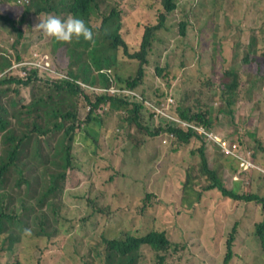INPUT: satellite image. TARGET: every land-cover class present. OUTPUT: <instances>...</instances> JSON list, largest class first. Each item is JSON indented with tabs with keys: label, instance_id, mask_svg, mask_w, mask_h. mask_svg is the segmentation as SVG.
I'll return each instance as SVG.
<instances>
[{
	"label": "trees",
	"instance_id": "obj_1",
	"mask_svg": "<svg viewBox=\"0 0 264 264\" xmlns=\"http://www.w3.org/2000/svg\"><path fill=\"white\" fill-rule=\"evenodd\" d=\"M7 1L13 2L12 8L7 14H0V18L10 25L15 51L0 44V185L14 179L20 188L25 186L22 198L26 206L18 211L16 207L8 206L15 204L14 201L6 200L4 194H0V255L14 250L23 255L29 247L35 252L41 242L46 245L60 244L61 239L57 235L60 229H52L51 212L55 209V197L62 191L68 176L80 167V158L75 153L76 135L82 130L90 134L85 126L93 121L102 126L106 123L105 116L112 112L120 114L118 126L112 128L115 141L120 140L125 130L130 128L138 131L140 139L155 136L165 138L173 132L175 137L165 144L173 142L174 146L201 140L197 150L198 159L189 161L186 166L187 175L180 199L183 207H193L201 201L203 194L215 191L220 197L233 201H255L264 211V196L250 190L253 184L250 175L256 171L255 168L245 167L244 181L236 177L233 185L224 175L226 165L231 170L242 163V152H247L251 161L258 163V152L264 150V135L260 134L259 128L253 131L246 127L247 123L255 122L254 117L242 122L244 129L237 127L236 136L225 138L231 147V143H236L234 152L224 150L219 144L213 146L216 148L213 166H210L208 157V144L212 146L211 142L194 126L186 127L181 122L216 129L221 114L233 117L238 112L242 103L239 98L245 94V102L254 110L259 124L261 101H253L258 82L252 76L253 72L264 74V62L259 61V38L255 30L243 55L246 73L243 75L235 64L228 63L222 76L220 105L195 106L181 93L177 102H170L175 95V82L183 75L181 70L172 78L170 72L156 67L158 76L168 83V86L157 84L156 99L140 87L147 81L148 71L153 67L154 48L164 41L161 32L168 28V17L178 9L179 0H149L159 5V21L154 23L147 20L143 23L141 40L136 45L130 43L123 31L124 18L131 12L120 8L117 1L109 12L102 8L107 0ZM227 2L232 3L233 0ZM193 10L179 22L181 37H187L188 28L193 25ZM47 14L82 18L93 31L95 43L73 38L68 44L50 37L51 43H47L50 51L57 52L51 55L42 52L52 71L34 64L24 67V62L34 59V52L38 51H31V46L26 44L27 35H32L28 33L27 21L34 29L33 17L42 15L46 18ZM98 20H101L99 25L96 24ZM33 31L44 38L43 32ZM261 56L264 59V51ZM124 57L139 64L136 73L127 78L119 73V63ZM3 72L4 76L1 75ZM21 86L30 87L35 92L31 102L25 103L17 97L8 100L12 93L20 95ZM180 86L181 83H178L176 88ZM162 108L168 115L159 111ZM145 115L152 120L163 118V124L152 129L144 122ZM228 119L231 121V118ZM133 132H129L131 143L140 146L143 141L138 143ZM247 135L256 140L257 147L248 145ZM108 166L111 171L114 170L112 159ZM243 186L247 188L244 191ZM89 201L94 203L92 198ZM95 208V212H110V207ZM31 219L45 223L47 230L32 226ZM255 226L264 250V220ZM26 228L31 229V235H25ZM239 230L240 223L237 222L228 234L225 263H229L235 255L234 246ZM219 239L221 237L214 235L213 242H219ZM172 245L166 230L152 229L145 233L129 231L125 236L105 237L96 245L95 260L98 264H141L144 248L151 247L156 253L155 264H167ZM24 263V260L22 263L18 261V264ZM31 264H35L33 260ZM89 264H94V261Z\"/></svg>",
	"mask_w": 264,
	"mask_h": 264
},
{
	"label": "rangeland",
	"instance_id": "obj_2",
	"mask_svg": "<svg viewBox=\"0 0 264 264\" xmlns=\"http://www.w3.org/2000/svg\"><path fill=\"white\" fill-rule=\"evenodd\" d=\"M116 1L120 8L131 12L124 18L123 31L130 43L136 45L141 40L143 23L159 21V5L149 0H107L102 4L103 10L109 12ZM12 4L2 0L0 14L9 13ZM192 9L193 25L188 28L187 37H181L179 22ZM263 16L264 0H233L232 3L227 0H179L178 9L168 17V28L161 32L164 41L154 48L153 67L148 71L147 81L140 87L156 99L157 84L168 86L167 81L158 76L156 67L170 72L172 78L181 70L183 75L175 82V95L170 102H177L181 93L191 105L219 106L224 69L230 63L235 64L243 75L246 73L243 55L254 30L259 38V61L264 62L261 56L264 51ZM38 18L44 19L42 15L33 17L34 27L39 22ZM29 23L27 21L26 27L32 35L28 34V43H23L29 44L31 51L38 50L48 55L56 53L50 51L47 44L51 43L50 37L36 35ZM100 23L98 20L96 24ZM13 42L9 23L0 18V44L15 51ZM26 65L25 61L24 67ZM138 66L136 61L121 58L119 73L127 78L136 73ZM252 78L258 82L253 101H261L259 124L254 110L245 102L246 95L242 94L238 112L233 117L221 114L215 127L228 138L236 136L237 127L244 129L242 122H248L250 117H254L255 122L247 123L246 127L253 131L259 128L260 134L264 135V74L253 72ZM178 83H181L180 88H176ZM19 89L20 95L12 93L8 100L17 97L25 103L31 102L35 92L30 87L21 86ZM105 117L106 123L102 126L94 121L85 126L90 134L82 130L76 135L75 153L80 158V167L68 176L62 191L55 197V209L51 212L52 229H60L57 234L60 244L41 242V249L38 247L33 252L29 247L23 255L16 250L6 252L0 255V264H18L22 260L24 264H31V260L35 264H89L92 260L98 264L95 260L96 245L105 237L125 236L129 231L145 233L152 229L168 231L173 242L167 264H264V250L255 226L264 220V211L259 203L233 201L210 191L203 194L195 206H182L180 199L187 175L186 166L189 161L198 159L201 140L174 146L173 142H162L160 136L140 139L138 131L130 128L125 130L120 140L115 141L112 128L118 126L120 114L112 112ZM144 122L154 129L163 124V118L152 120L145 115ZM130 131H134V139L138 143L143 141L140 146L131 143ZM246 139L250 147H257L256 140L250 135ZM213 146L208 144L210 166L215 163L213 154L216 148ZM248 155L247 152L240 154L242 163L235 169L230 170L226 165L224 175L230 183L236 177L243 182L246 177L244 168H255L256 171L250 175L253 183L250 190L264 196V150L258 152V163L251 161ZM111 159L115 166L113 171L108 166ZM245 189L243 186L242 190ZM25 190V186L20 188L14 179L0 185V194L15 202L8 206L16 207L18 211L26 206L22 198ZM91 198L94 203L89 201ZM102 206L110 207V212L94 211L95 207ZM31 220L32 226L47 230L45 223ZM237 222L240 230L234 246L235 255L225 263L228 234ZM214 235L221 237L219 242H213ZM144 251L141 264H155L154 252L149 248H144Z\"/></svg>",
	"mask_w": 264,
	"mask_h": 264
},
{
	"label": "clouds",
	"instance_id": "obj_3",
	"mask_svg": "<svg viewBox=\"0 0 264 264\" xmlns=\"http://www.w3.org/2000/svg\"><path fill=\"white\" fill-rule=\"evenodd\" d=\"M38 20L39 22L35 25L34 29L43 32L45 35L49 37L55 38L58 42L70 44L73 41V38H76L77 40H79L80 38H83V40L85 41L92 42L93 44L95 43L93 31L90 29V27L86 24V22L82 18H79L74 15H68L65 18H61L60 16H57L54 14H47L46 18L44 19L38 18ZM34 55H35V58L29 59V60H35V62L36 60H40L41 65H36L34 63H29V64H34L43 69L52 71V68L49 66V64L46 61V55L40 53L39 51H35ZM163 112H165V110H163ZM165 115H168V114L165 113ZM214 130L218 131L217 129H214ZM219 133L223 135L221 132ZM223 137L226 138V136L224 135ZM162 142H164V138H162ZM211 143L213 145H218L217 143H213V142ZM24 233L25 235L32 234L31 229L29 228L24 229ZM146 248H149L150 250L154 252V254H156L155 251L151 247H146ZM144 256H145V251L143 254V258Z\"/></svg>",
	"mask_w": 264,
	"mask_h": 264
},
{
	"label": "built area",
	"instance_id": "obj_4",
	"mask_svg": "<svg viewBox=\"0 0 264 264\" xmlns=\"http://www.w3.org/2000/svg\"><path fill=\"white\" fill-rule=\"evenodd\" d=\"M27 64L29 63H34L36 65H41V61L40 60H28L26 61ZM23 73L25 74L26 72L23 71ZM183 126L189 127V126H194L196 129H198L200 131V133L204 134L207 139L213 143H217L221 146H223L224 150L231 152V148L236 147V143L233 142L231 143L233 146L231 147L228 142L226 141V139L223 137V135H221L218 131L214 130V129H207L204 126H197V125H193L187 121H181ZM220 134V136H219ZM175 134L173 132H170L165 138H164V142L167 143L169 141V139L174 138ZM234 152V151H233Z\"/></svg>",
	"mask_w": 264,
	"mask_h": 264
}]
</instances>
